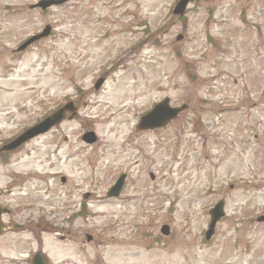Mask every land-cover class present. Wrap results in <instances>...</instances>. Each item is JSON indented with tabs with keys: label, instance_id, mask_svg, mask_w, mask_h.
Listing matches in <instances>:
<instances>
[{
	"label": "rangeland",
	"instance_id": "obj_1",
	"mask_svg": "<svg viewBox=\"0 0 264 264\" xmlns=\"http://www.w3.org/2000/svg\"><path fill=\"white\" fill-rule=\"evenodd\" d=\"M37 1L0 0V142L68 101L77 108L9 157L23 188L11 207L59 228L45 236L49 264H264V0H193L183 17L178 0L29 11ZM45 25L48 38L14 53ZM164 98L186 111L138 132ZM84 132L97 142L85 146ZM120 174L121 195L106 199ZM219 200L225 217L205 242ZM13 256L0 247V264Z\"/></svg>",
	"mask_w": 264,
	"mask_h": 264
},
{
	"label": "flooded vegetation",
	"instance_id": "obj_2",
	"mask_svg": "<svg viewBox=\"0 0 264 264\" xmlns=\"http://www.w3.org/2000/svg\"><path fill=\"white\" fill-rule=\"evenodd\" d=\"M5 144L2 143L0 149ZM7 155L9 153L0 152V171L4 170V173L0 172V178L9 181L5 186H0V204H2V208L6 207L4 203H8L7 198H10L9 203L12 204V197L15 198V195H17L16 198L18 199L19 193L23 196L20 179L16 178L18 176L15 177V174L8 173L9 169L15 164L8 162ZM16 190L18 192H15ZM15 208L9 209V213L2 216L5 226L2 233H0V247L5 246L14 252V256L1 261L2 264H32L36 257L48 264L42 254L44 252L45 236L57 233L59 228L47 226L44 216L38 210H21L19 204ZM57 239L61 242L64 240L62 236L57 237Z\"/></svg>",
	"mask_w": 264,
	"mask_h": 264
},
{
	"label": "water",
	"instance_id": "obj_3",
	"mask_svg": "<svg viewBox=\"0 0 264 264\" xmlns=\"http://www.w3.org/2000/svg\"><path fill=\"white\" fill-rule=\"evenodd\" d=\"M67 0H40L36 4L29 7V9H40L41 11H44L48 8L55 7L62 5ZM190 0H180L176 7L173 10L174 15H183L186 5L188 4ZM50 28L46 26L42 32L36 36H32L29 39H27L17 50L16 52L23 51L25 48H27L29 45L33 44L34 42L39 41L42 38H45L49 35ZM102 84V80H99L96 85L95 89L97 90L99 86ZM70 104L66 105L62 109L58 110L54 114H52L50 117L46 118L44 121H42L40 124L34 126L33 128L27 130L24 132L21 136H19L17 139H15L13 142H11L8 146L5 147V150H13L19 147L22 143L28 141L29 139L38 136L40 134L45 133L48 131L51 127L54 125H57L63 120V114L65 111L70 110ZM185 110V106H182L181 108H170L168 106V100H164L161 103L155 105L153 109L147 113L146 115L142 116L139 119L138 123V130H153L156 128L163 127L166 125L167 122L174 119L180 112ZM83 140L86 143H93L95 141V137L93 133H88L83 136ZM124 176H121L119 180L116 182L114 187L108 192V197H116L118 196L122 183H123ZM5 213V211L0 209V214ZM209 224L207 227V231L205 233V240L209 241L211 236L213 235L214 228L216 223L223 218L224 212H223V202L219 201L217 202L214 207L209 211ZM257 223H263L264 222V215L260 216L256 219ZM161 233L164 235L168 234V228L166 226H163L161 228Z\"/></svg>",
	"mask_w": 264,
	"mask_h": 264
}]
</instances>
